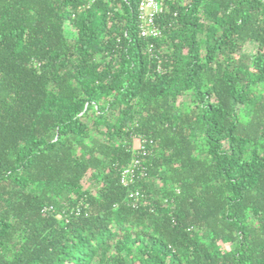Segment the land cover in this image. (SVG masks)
<instances>
[{
    "label": "trees",
    "instance_id": "16d2710c",
    "mask_svg": "<svg viewBox=\"0 0 264 264\" xmlns=\"http://www.w3.org/2000/svg\"><path fill=\"white\" fill-rule=\"evenodd\" d=\"M139 1L0 0V264H264V0Z\"/></svg>",
    "mask_w": 264,
    "mask_h": 264
},
{
    "label": "built area",
    "instance_id": "2783aa9c",
    "mask_svg": "<svg viewBox=\"0 0 264 264\" xmlns=\"http://www.w3.org/2000/svg\"><path fill=\"white\" fill-rule=\"evenodd\" d=\"M162 10L160 0H140L138 5V18L141 22L139 33L141 36L157 37L160 31L154 26V16ZM142 141V140H141ZM143 144V142H141ZM141 154H145V148L141 147ZM140 163L138 158L131 161L127 167L122 170L120 181L127 185L131 182L135 175L137 165ZM143 173V172H142ZM137 191L129 193V197H138Z\"/></svg>",
    "mask_w": 264,
    "mask_h": 264
},
{
    "label": "rangeland",
    "instance_id": "374dc122",
    "mask_svg": "<svg viewBox=\"0 0 264 264\" xmlns=\"http://www.w3.org/2000/svg\"><path fill=\"white\" fill-rule=\"evenodd\" d=\"M244 51H247V52H253L255 50V46L253 43H246L243 47Z\"/></svg>",
    "mask_w": 264,
    "mask_h": 264
},
{
    "label": "clouds",
    "instance_id": "9594fccd",
    "mask_svg": "<svg viewBox=\"0 0 264 264\" xmlns=\"http://www.w3.org/2000/svg\"><path fill=\"white\" fill-rule=\"evenodd\" d=\"M162 11V10H161ZM159 14V13H158ZM158 14H156L155 16H154V26H155V18L157 17V15ZM140 21V20H139ZM140 24H141V22H139ZM157 29H158V27L157 26H155ZM160 36V35H159ZM159 36H157V37H159ZM148 37H150V38H155V37H152V36H148Z\"/></svg>",
    "mask_w": 264,
    "mask_h": 264
}]
</instances>
